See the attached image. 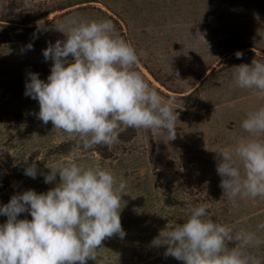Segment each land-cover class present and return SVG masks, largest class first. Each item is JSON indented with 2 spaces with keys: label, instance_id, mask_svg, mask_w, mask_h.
Returning <instances> with one entry per match:
<instances>
[{
  "label": "rangeland",
  "instance_id": "374dc122",
  "mask_svg": "<svg viewBox=\"0 0 264 264\" xmlns=\"http://www.w3.org/2000/svg\"><path fill=\"white\" fill-rule=\"evenodd\" d=\"M0 0V164L21 192H46L59 182H44L46 166L74 159L72 141L40 121L39 104L25 96L29 72L47 80L52 61L42 50L64 40L54 28L78 12L86 19H111L118 33L147 53L139 71L162 97L175 96L177 135L123 129L119 143L82 153L81 163L99 162L127 181L121 201L126 235L103 242L98 255L107 264H183L165 257L151 241L168 223L182 221L186 205H209L211 218L255 230L264 222V201L223 198L216 171V151L246 133L245 114L264 105V96L234 86V66L264 61V0ZM49 11L48 31L35 23H15L12 13ZM36 33V35H34ZM203 36V41L200 37ZM197 39H193L196 38ZM32 43V50L26 46ZM243 53L237 59L235 53ZM179 73V76H176ZM183 81H178L176 79ZM36 160L35 179L24 174ZM43 173V174H41ZM264 237V231L260 233ZM257 252L264 255V245ZM87 264H95L89 260Z\"/></svg>",
  "mask_w": 264,
  "mask_h": 264
},
{
  "label": "clouds",
  "instance_id": "9594fccd",
  "mask_svg": "<svg viewBox=\"0 0 264 264\" xmlns=\"http://www.w3.org/2000/svg\"><path fill=\"white\" fill-rule=\"evenodd\" d=\"M24 6L30 7L28 0ZM6 12L0 9V15ZM54 28L65 39L42 50L45 61H52L50 74L45 81L29 72L24 95L38 102L36 116L43 124L51 122L73 142L75 158L46 166L45 183L59 176L54 187L18 192L0 205V215L7 218L0 224V264H107L98 250L105 240L126 235L120 213L127 181L99 162H78L80 155L119 143L123 129L167 132L168 141L177 135L175 96L164 98L150 85L138 69L147 53L121 36L111 19L73 12ZM36 29L48 31L44 19L36 21ZM26 48L32 50L33 44ZM235 55L240 59L243 53ZM232 68L234 86L264 96V61ZM240 127L245 136L214 151L221 198L233 204L264 201V105L249 110ZM23 163L24 174L35 179L36 160L29 163L27 156ZM208 208L206 203L186 205L184 219L168 223L151 246L163 247L165 257L183 264H264L257 252L264 245V222L255 230L238 228L213 220ZM22 213L31 219L18 218Z\"/></svg>",
  "mask_w": 264,
  "mask_h": 264
},
{
  "label": "trees",
  "instance_id": "16d2710c",
  "mask_svg": "<svg viewBox=\"0 0 264 264\" xmlns=\"http://www.w3.org/2000/svg\"><path fill=\"white\" fill-rule=\"evenodd\" d=\"M49 11H31L25 15H20V13H12L8 15V20L15 23H35L37 19L43 17ZM0 20H2L0 18ZM21 192L12 185V180L10 174H8L5 169L0 164V205L7 204L12 197V195ZM18 218L31 219L30 214L22 213ZM6 216L0 215V224L6 221Z\"/></svg>",
  "mask_w": 264,
  "mask_h": 264
}]
</instances>
